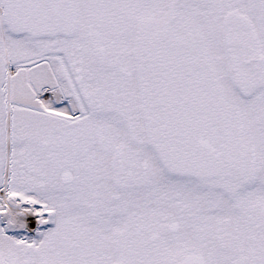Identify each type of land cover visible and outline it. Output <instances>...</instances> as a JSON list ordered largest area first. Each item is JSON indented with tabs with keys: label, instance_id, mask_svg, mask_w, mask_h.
<instances>
[{
	"label": "snow or ice",
	"instance_id": "1",
	"mask_svg": "<svg viewBox=\"0 0 264 264\" xmlns=\"http://www.w3.org/2000/svg\"><path fill=\"white\" fill-rule=\"evenodd\" d=\"M0 264H264V0H0Z\"/></svg>",
	"mask_w": 264,
	"mask_h": 264
}]
</instances>
